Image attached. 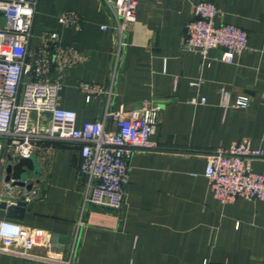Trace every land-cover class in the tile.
Returning <instances> with one entry per match:
<instances>
[{
    "label": "crops",
    "instance_id": "obj_1",
    "mask_svg": "<svg viewBox=\"0 0 264 264\" xmlns=\"http://www.w3.org/2000/svg\"><path fill=\"white\" fill-rule=\"evenodd\" d=\"M199 1L221 10L218 24L247 32L249 51L233 64L222 62V48L209 51L205 59L185 53L194 6L187 0H139L114 76L118 35L104 0H39L31 51L52 33L62 46L83 55L66 72L59 100L61 108L76 112L77 127L105 122L116 131L112 114L130 116L145 107L160 108V122L151 137L155 148L132 158L125 205L118 211L95 205L82 211L86 179L80 175L79 148L40 144L33 156L39 175L29 172L27 182L36 196L25 202L20 219L9 217L0 206V222L24 228L36 259L0 253V264L68 261L81 217L84 227L72 264L264 262V202L237 199L223 204L214 198L205 176L209 155L220 148L248 142L264 152V0ZM66 14L78 16L79 26L62 24ZM83 82L102 86L111 95L87 102L78 89ZM223 92L231 101L248 95L250 107L225 111L220 105ZM203 98L205 105L190 103ZM44 122L50 125L51 116L44 115ZM20 160L5 150L0 164L3 201H20L28 191L6 182L7 166ZM251 166L264 175V158L253 159ZM8 185L14 187L11 192Z\"/></svg>",
    "mask_w": 264,
    "mask_h": 264
},
{
    "label": "built area",
    "instance_id": "obj_2",
    "mask_svg": "<svg viewBox=\"0 0 264 264\" xmlns=\"http://www.w3.org/2000/svg\"><path fill=\"white\" fill-rule=\"evenodd\" d=\"M194 6V19L186 26L182 51L207 58L209 51L224 50L222 62L233 64L235 59L249 51L248 34L243 29L228 24H218L222 12L210 2L187 0ZM39 0H0V164L5 150L17 159H30L40 144H71L80 151V175L85 177L82 211L88 205L121 210L125 205L126 187L131 171V161L138 151L155 148L151 137L160 122L161 109L145 107L125 116L112 114L116 131L105 122H85L77 127V114L60 107L63 78L83 59L75 48L64 47L56 34L46 33L41 47L31 51L33 27ZM115 19L113 30L118 35L114 51V76L127 46L128 26L136 19L139 0H104ZM65 25L79 26V17L66 14L60 18ZM102 30H106L105 27ZM55 69V70H54ZM57 77H53V73ZM78 89L86 95L87 102L94 96L111 95L102 86L83 82ZM250 97L240 95L234 101L223 92L221 107L247 110ZM193 105H205L206 99H193ZM35 114L36 118L32 115ZM51 116V124L44 115ZM264 158V152L254 150L248 142L237 143L229 149H218L208 157L205 176L215 199L230 204L237 199L264 202V175L254 172L251 161ZM14 187L8 185L11 192ZM37 191H27L23 200L30 202ZM7 206L17 202L4 200ZM0 202H3L0 196ZM82 217L77 223L70 259L65 262L43 258L54 264H72ZM31 241L24 228L9 221L0 222V253L36 259L30 253ZM264 264V262L262 263Z\"/></svg>",
    "mask_w": 264,
    "mask_h": 264
},
{
    "label": "water",
    "instance_id": "obj_3",
    "mask_svg": "<svg viewBox=\"0 0 264 264\" xmlns=\"http://www.w3.org/2000/svg\"><path fill=\"white\" fill-rule=\"evenodd\" d=\"M29 172H31L35 177L39 175L35 165L34 157L30 159H21L16 164L10 163L6 170V182L10 183L13 181V186L26 188L28 191H30L33 185H27V182L29 181ZM0 206L2 209L6 210L9 217L20 219V217H22V212L26 207V203L22 199L17 202V206L8 207L7 203L3 201L0 202Z\"/></svg>",
    "mask_w": 264,
    "mask_h": 264
},
{
    "label": "rangeland",
    "instance_id": "obj_4",
    "mask_svg": "<svg viewBox=\"0 0 264 264\" xmlns=\"http://www.w3.org/2000/svg\"><path fill=\"white\" fill-rule=\"evenodd\" d=\"M2 26V19L0 18V27Z\"/></svg>",
    "mask_w": 264,
    "mask_h": 264
}]
</instances>
